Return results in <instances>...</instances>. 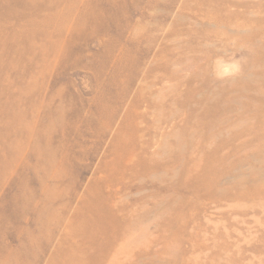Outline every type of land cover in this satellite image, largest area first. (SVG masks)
<instances>
[{"label": "rangeland", "instance_id": "1", "mask_svg": "<svg viewBox=\"0 0 264 264\" xmlns=\"http://www.w3.org/2000/svg\"><path fill=\"white\" fill-rule=\"evenodd\" d=\"M89 260L264 264V0H0V264Z\"/></svg>", "mask_w": 264, "mask_h": 264}, {"label": "bare ground", "instance_id": "2", "mask_svg": "<svg viewBox=\"0 0 264 264\" xmlns=\"http://www.w3.org/2000/svg\"><path fill=\"white\" fill-rule=\"evenodd\" d=\"M25 32V31H24ZM27 33V32H26ZM25 34V33H24ZM24 39V38H23ZM20 40V39H19ZM98 200V199H97ZM102 206V205H101ZM102 208V207H101ZM78 230H83L82 225L78 226ZM91 239V238H90ZM104 247V246H103ZM96 249V248H95ZM67 258V257H66ZM90 258V257H89ZM87 259V258H86ZM71 260V259H70ZM35 262V261H34ZM63 264V263H62ZM67 264V263H64ZM72 264V263H71ZM88 264H94L93 262H91L90 260L88 261ZM95 264H98V260L95 262Z\"/></svg>", "mask_w": 264, "mask_h": 264}]
</instances>
